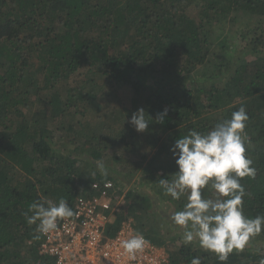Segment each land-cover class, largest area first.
<instances>
[{"label":"trees","instance_id":"trees-1","mask_svg":"<svg viewBox=\"0 0 264 264\" xmlns=\"http://www.w3.org/2000/svg\"><path fill=\"white\" fill-rule=\"evenodd\" d=\"M225 25L245 42L239 55ZM79 71L88 76L72 86ZM119 85L130 89L132 109L116 117L107 105ZM240 107L249 116L246 157L256 169L240 179L243 211L255 218L264 216V0H0V264L38 259L31 204L64 199L72 208L74 178L81 191L94 180L119 183L117 168L105 166L107 176L79 168L88 163L85 152L93 169L104 155L123 167L130 164L118 156L123 147L134 152L141 140L155 151L131 166L148 193L127 191V215L112 216L107 233L131 218L136 232L167 247L170 264L195 257L264 264L261 248L233 250L222 262L195 241L186 244L171 218L170 235L143 223L151 212L162 219L163 205L174 213L188 202L187 193L174 200L159 184L174 179L178 166L168 162L176 139L193 129L206 134ZM141 108L149 125L137 132L129 121ZM115 132L124 145L111 143ZM213 190L211 183L202 189L203 198H216ZM251 240L264 241V230Z\"/></svg>","mask_w":264,"mask_h":264},{"label":"clouds","instance_id":"clouds-1","mask_svg":"<svg viewBox=\"0 0 264 264\" xmlns=\"http://www.w3.org/2000/svg\"><path fill=\"white\" fill-rule=\"evenodd\" d=\"M144 112L142 108L138 109L129 121L137 132L148 128ZM166 113L167 110L160 113L158 118L163 121ZM248 119L245 108L240 107L230 119L216 124L206 134L193 129L188 135L176 139L170 151L178 171L172 181L159 180L165 194L174 200L188 194L183 210L171 216L173 224L184 230V242L190 244L197 240L200 247L215 253L222 262L233 250H244L250 240L264 230V216L248 218L243 211L246 192L240 179L256 175L251 159L246 157L244 130ZM96 166L102 175H108V169L102 162L96 161ZM210 183L218 195L216 198H203L202 189ZM29 210L34 214L28 217V223L39 221L37 230L42 234L56 230L58 219L75 215L64 199L58 203L37 201ZM146 244L140 233L122 241L125 253L133 259ZM190 264H201V259L195 257Z\"/></svg>","mask_w":264,"mask_h":264},{"label":"built area","instance_id":"built-area-1","mask_svg":"<svg viewBox=\"0 0 264 264\" xmlns=\"http://www.w3.org/2000/svg\"><path fill=\"white\" fill-rule=\"evenodd\" d=\"M74 179L75 215L58 219L54 231H38V259L32 264H170L167 247L154 245L146 238L144 250L134 259L125 253L122 241L138 233L131 218L124 220L113 235L107 233L112 216L127 215L124 188L102 179L92 181L87 191H81L82 184Z\"/></svg>","mask_w":264,"mask_h":264},{"label":"rangeland","instance_id":"rangeland-1","mask_svg":"<svg viewBox=\"0 0 264 264\" xmlns=\"http://www.w3.org/2000/svg\"><path fill=\"white\" fill-rule=\"evenodd\" d=\"M190 14L194 15V13ZM222 28H226L222 27ZM228 28H226V32H228L229 34V42L232 45V55H239V53L241 52L243 46H244V41L241 39H238V32L234 31V29L232 31L227 30ZM247 59H252V56L247 55L246 56ZM86 73L83 71H79L77 73H75L72 77L71 81L73 84L72 86H74V83H81L80 81H83L86 78ZM158 78H160V76H157ZM71 85V83H70ZM90 87V85H89ZM91 88V87H90ZM117 91V94L113 97H110L109 101H108V105H107V109L110 112L115 111L116 113V117L120 116L121 114H129L131 109H132V94L131 91L128 87H124L123 85H119L117 88H115ZM114 89V90H115ZM107 91V89H106ZM115 117V118H116ZM107 121H111L106 120ZM112 122V121H111ZM91 123V122H90ZM113 123H115L116 125H114V128L116 130H118V128H121V124L119 122H117L116 120H113ZM94 128H101V125L99 123H93ZM117 133L115 132V134L112 136L111 139V143L114 144L115 146H117L118 144H122L121 139H119V137H116ZM137 149L134 152H128V149H126L125 147H123V153L118 155L121 157V159H127V162H129L130 164H126L123 167L118 166L119 164H114V162L110 159V156H103L102 157V163L107 166V167H112V168H117L116 170V179L117 181H119V187L124 188V191H132L134 193L139 194L142 193L144 195H147L148 190L147 187L142 186L141 182H140V173L139 171L135 172L134 168L132 166H135V164L140 160L139 155L145 154L147 156V159H149V157L153 154V152L155 150L150 151L147 147V145L145 144V142L143 140L137 141ZM143 144V147L142 145ZM85 159L88 160V163H81L79 168H82L84 170H86L85 172H97L100 173V171L98 169H93L91 168L89 165L90 162V157L89 155H87V153L85 152ZM169 163V169L176 167L177 165H175L176 162H168ZM132 165V166H131ZM79 170V169H77ZM175 170L178 171V168L176 167ZM96 173H93V175ZM173 174V173H172ZM142 187V188H141ZM215 193V197L218 195L215 190H213ZM165 207H163V214L161 212L162 215V219H159L158 215L154 212L148 213L144 215V219H143V223L145 226V229H149L151 227H157L161 233H166L168 235H170L171 230L170 227L171 225H169L170 223V218H171V214L172 210L170 205H163ZM160 214V213H159ZM165 219L167 220V223L165 222ZM173 230V228H172ZM174 231V230H173ZM196 244H194V246L199 249L200 251H205V249H203L202 247H200L199 242L197 240H194ZM170 245V244H169ZM247 248H261L262 250H264V241H253L250 240L249 244L246 245Z\"/></svg>","mask_w":264,"mask_h":264}]
</instances>
